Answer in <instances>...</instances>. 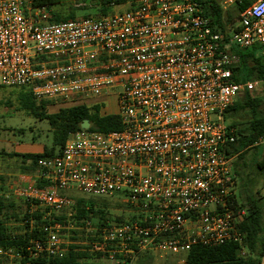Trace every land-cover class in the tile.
<instances>
[{"label": "built area", "instance_id": "2783aa9c", "mask_svg": "<svg viewBox=\"0 0 264 264\" xmlns=\"http://www.w3.org/2000/svg\"><path fill=\"white\" fill-rule=\"evenodd\" d=\"M110 5L106 16L52 23L50 5L0 0V86L27 87L38 102L115 98L123 126L70 134L59 155L37 161L38 173L10 180L13 195L31 204L30 213L47 208V216L68 217L75 201L67 191L122 199L137 216L106 221L98 240L83 244L107 264L146 256L185 264L196 245H242L247 209L236 204V158L228 150L238 137L226 112L244 94L264 92V77L234 81L237 51L258 45L264 56V0H222L224 12L242 7L226 32L204 15L210 0ZM261 177L264 188V168ZM70 229L71 222L44 225L26 255L63 258L75 245L63 234ZM24 258L0 247V264Z\"/></svg>", "mask_w": 264, "mask_h": 264}, {"label": "trees", "instance_id": "16d2710c", "mask_svg": "<svg viewBox=\"0 0 264 264\" xmlns=\"http://www.w3.org/2000/svg\"><path fill=\"white\" fill-rule=\"evenodd\" d=\"M58 0H35V5H50L51 7ZM95 7H99L102 16L113 13L111 3L123 4L125 0H96ZM222 0H210L212 5L204 9V15L209 17L213 26L226 32L227 26H230L237 20L238 11L242 7H237L228 11H223L221 7ZM67 14V15H66ZM63 15L69 19H76L75 10L70 12H58L52 14V23L64 22ZM88 16H84L86 18ZM225 20V22H224ZM261 47L256 45L245 51H237L238 64L235 67L234 81L237 83L261 79L264 77V56L261 54ZM16 100L19 108L29 116H32L40 122L46 121L53 130V146L44 148V152L38 155H19L10 153L6 155L2 151L0 155L6 156L9 159L19 158L22 160L21 174H36L38 173L37 161L40 158L53 157L59 155L69 138L70 134L81 131V126L84 121L90 122L91 131H98L104 134L121 131L123 129L121 119L116 114H107L103 112L102 104L87 105L78 104L68 108H62L59 112L51 114L47 112V107L52 101L45 100L38 102L34 99L31 90L27 87H20ZM12 106L11 102L6 103L0 101V106ZM250 112L251 119L244 124L229 123L231 127L236 129L238 137L235 144L229 146L228 153L234 156L238 161L241 160L243 151L254 146L261 138H264V96L257 97L249 93L241 96L235 105L226 112V119L230 115L239 112ZM259 174L261 175L264 168V156L257 163ZM235 174L239 176L238 170ZM41 182L39 186H42ZM70 197V196H69ZM75 201V213L68 217L65 214H50L47 208H41L36 212L30 213V203L25 202L26 211L21 215L15 214L16 203L9 202L4 197H0V247L13 248L26 258L14 261V264H107L99 260V256L84 252L85 247L81 246L76 238L80 235L81 228L85 226V222L101 217L103 207L92 200L81 198H73ZM245 199V202L242 203ZM238 209H247L245 220L240 226L241 232L245 235V241L242 245L238 243H227L218 247H205L201 245L194 246L189 252L185 264H258V256L261 253L264 242V206L257 197H251L247 193L245 198L240 195V200L237 202ZM108 217L104 216L100 226L103 227ZM14 220L22 225L21 231H13L8 224ZM123 221V219H116ZM69 222L74 223L78 230L70 231L71 239L76 241L75 245L71 246L70 252L63 258H47L41 257L33 260L26 255L25 248L31 239L42 237L41 228L44 225L61 224L67 227ZM90 241H96L90 239ZM247 250V255H241L242 250ZM140 264H148L141 262ZM151 264V263H149Z\"/></svg>", "mask_w": 264, "mask_h": 264}, {"label": "rangeland", "instance_id": "374dc122", "mask_svg": "<svg viewBox=\"0 0 264 264\" xmlns=\"http://www.w3.org/2000/svg\"><path fill=\"white\" fill-rule=\"evenodd\" d=\"M96 0H84L80 2L78 0H58L55 5L51 7V12L54 15L58 12H70L72 9L75 10L76 19H69L66 15H63L64 22L70 20H80L84 16H102L100 13L99 7H95ZM124 11L126 7L116 8L114 11ZM20 87H3L0 86V101L9 103L13 105L8 107L7 105L0 106V153L2 151H8L10 148L15 150L16 148L22 147L23 145H29L33 147H47L51 148L53 146V130L49 124L44 121L40 122L29 116L27 112L19 108L18 102L16 100L17 94L21 89ZM264 92L257 96L263 97ZM52 101L51 104L47 107V112L54 114L59 112L62 108L72 107L74 105L81 104L79 101L72 102H61L57 99L49 100ZM90 106L93 104H89ZM103 112L107 114H115L117 112V105L115 98H111L109 103L103 105ZM251 113L239 112L233 115H230L227 119V123H236L244 124L251 119ZM10 145H9V143ZM34 143V144H32ZM35 145V146H34ZM264 156V145L261 146H252L247 150L243 151V155L240 161L237 159L234 160L232 167L233 170H238L239 176H236L237 180V191L236 196L240 200V195L243 194L244 198L246 193L251 197H257L261 206H264V188L262 185V177L259 174L257 163L261 157ZM21 164L19 160H9L0 155V197H4L9 202L16 203L15 214L21 215L26 211L25 202L28 203L25 199L17 198L13 195V190L10 187V180L16 178L17 175L22 173ZM15 181V180H14ZM68 196L73 198H81L85 200H92L97 202L100 206L103 207V213L101 217L89 220L91 226L89 229H86L85 226L81 228V234L76 236L79 240L78 242L71 239L70 231L78 230L75 229L65 230L63 234L66 235L67 240L70 242L79 243L81 246L83 244H88L90 239L98 240L101 236V220L104 216H107L108 221L119 222L116 219H123V221L131 220L137 216L135 211L122 199L119 198H110V197H98L94 198L89 195H85L77 190H71L65 192ZM245 202V199L241 201ZM66 215V213H63ZM121 222V221H120ZM11 230L18 231L19 233L22 228V225L14 220L10 221L8 224ZM82 243V244H81ZM162 260V259H161ZM175 258L170 257L169 262L165 263L162 261H154V258L151 256H146L142 262L151 263V264H176ZM14 264V262H13ZM19 264V263H18Z\"/></svg>", "mask_w": 264, "mask_h": 264}, {"label": "crops", "instance_id": "0c3cea01", "mask_svg": "<svg viewBox=\"0 0 264 264\" xmlns=\"http://www.w3.org/2000/svg\"><path fill=\"white\" fill-rule=\"evenodd\" d=\"M32 144H34V143H32ZM9 145H10V143H9ZM43 152H44V147H39V146L33 147V146H29V145H23L22 147L16 148L15 150H12L10 148V150L6 151V155L10 154V153H16L19 155H27V154L38 155V154H42ZM4 158L9 159L6 156H4ZM9 160H16V161L19 160L20 164H22V160L19 158H14V159H9Z\"/></svg>", "mask_w": 264, "mask_h": 264}, {"label": "water", "instance_id": "95a60500", "mask_svg": "<svg viewBox=\"0 0 264 264\" xmlns=\"http://www.w3.org/2000/svg\"><path fill=\"white\" fill-rule=\"evenodd\" d=\"M90 127H91L90 122L86 120V121L83 122V124L81 126V129L82 130H89Z\"/></svg>", "mask_w": 264, "mask_h": 264}]
</instances>
